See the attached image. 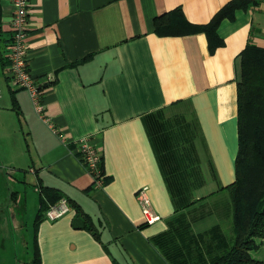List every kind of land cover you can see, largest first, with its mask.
<instances>
[{"label": "crops", "instance_id": "0c3cea01", "mask_svg": "<svg viewBox=\"0 0 264 264\" xmlns=\"http://www.w3.org/2000/svg\"><path fill=\"white\" fill-rule=\"evenodd\" d=\"M227 1L28 0V65L45 86L44 112L55 133L28 92L8 84L12 4L0 0V228L17 222L13 231L0 229V248L29 253L31 224L38 264H168L151 238L175 211L146 115L178 131L188 127L204 181L195 198L231 183L239 54L247 43L264 44V0L222 19V43L213 50L203 32L159 35L155 22L180 8L188 21L205 23ZM82 136L102 154L99 185L73 149ZM42 187L90 214L99 239L73 226L69 202L62 216L35 224ZM143 187L160 216L152 223L137 200ZM19 261L13 256L8 264Z\"/></svg>", "mask_w": 264, "mask_h": 264}, {"label": "trees", "instance_id": "16d2710c", "mask_svg": "<svg viewBox=\"0 0 264 264\" xmlns=\"http://www.w3.org/2000/svg\"><path fill=\"white\" fill-rule=\"evenodd\" d=\"M256 2L228 0L205 23L188 21L177 8L164 20H156L155 29L159 35L203 32L213 50L222 43L217 33L220 21L232 20L237 9ZM236 92L238 149L234 180L201 198L193 197V190L204 181L188 127L181 124L178 131L171 124H156L151 119L153 112L146 115L175 211L166 229L151 238L168 264H264V259L250 253L260 245L256 239H264V44L247 43L240 52ZM99 167L103 172L102 156ZM40 191L35 224L50 205L63 197L52 187ZM69 203L76 210L73 226L85 228L99 239L90 214ZM208 216H214L215 221L196 230L194 223ZM31 262L38 264L36 248Z\"/></svg>", "mask_w": 264, "mask_h": 264}, {"label": "built area", "instance_id": "2783aa9c", "mask_svg": "<svg viewBox=\"0 0 264 264\" xmlns=\"http://www.w3.org/2000/svg\"><path fill=\"white\" fill-rule=\"evenodd\" d=\"M12 12L8 25L10 28V41L7 53V69H8V84L10 87L25 89L28 92L33 109L38 117L51 129L52 132H57L53 124L49 122L44 110L42 94L44 85L42 80H39L32 74L29 68V54L27 50V36L29 27V2L28 0H11ZM47 84L52 83L54 78L52 75H47L45 78ZM58 134V133H57ZM65 143L63 137L60 136ZM79 159L84 163L86 168L93 176L94 185L101 183L102 171L99 167L101 153L99 149L90 142L88 136L78 137L71 141ZM137 200L141 208L144 220L146 223H152L160 219L150 203L146 195L145 187L141 188L137 193ZM70 206L65 197L60 198L56 203L50 205L45 211V217L54 220L66 212Z\"/></svg>", "mask_w": 264, "mask_h": 264}, {"label": "rangeland", "instance_id": "374dc122", "mask_svg": "<svg viewBox=\"0 0 264 264\" xmlns=\"http://www.w3.org/2000/svg\"><path fill=\"white\" fill-rule=\"evenodd\" d=\"M11 88H14V87H11ZM163 115H166V114H170V112L168 110H163L162 111ZM102 156V154H101ZM210 178V177H209ZM211 190V189H210ZM209 190V187L208 185H206L203 189H201L202 192H208L210 191ZM194 197V195H193ZM195 198V197H194ZM214 197L211 198V201H213ZM212 218H205L203 219L201 222L197 223L194 225V228L197 230V229H200V228H203L207 225H209L210 223H212ZM4 223H7V221H4ZM9 223V222H8ZM25 224V223H23ZM8 225V224H7ZM7 225H3V228H0L1 230H9V231H13L14 228L17 226V222L15 221H12L9 223L8 227ZM30 243H29V253L26 252V248L25 249H21L20 252L18 251H15V253L12 251V249L9 247H1L0 248V264H8V261L10 259H12V257H18L20 258V261L18 263H15V264H31V259L33 257V246H32V239H33V236H32V231H31V224H30ZM16 229H15V233H16ZM14 233V234H15ZM5 239L10 241V237L9 236H5ZM251 255L253 257H256V258H262V254L264 253V245L263 244H260L259 247L255 250H252L250 251ZM28 259V260H27Z\"/></svg>", "mask_w": 264, "mask_h": 264}]
</instances>
